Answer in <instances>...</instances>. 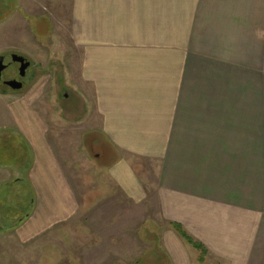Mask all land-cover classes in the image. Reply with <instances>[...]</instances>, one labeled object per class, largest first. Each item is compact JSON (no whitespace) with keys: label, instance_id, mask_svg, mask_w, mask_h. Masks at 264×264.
Returning <instances> with one entry per match:
<instances>
[{"label":"crops","instance_id":"obj_1","mask_svg":"<svg viewBox=\"0 0 264 264\" xmlns=\"http://www.w3.org/2000/svg\"><path fill=\"white\" fill-rule=\"evenodd\" d=\"M73 5L96 114L77 125L100 127L118 150L109 178L129 196L155 191L164 221L212 264H264V0H177L176 39L166 0ZM23 134L36 190L63 198L55 147L34 128ZM175 231L171 259L193 264Z\"/></svg>","mask_w":264,"mask_h":264},{"label":"rangeland","instance_id":"obj_2","mask_svg":"<svg viewBox=\"0 0 264 264\" xmlns=\"http://www.w3.org/2000/svg\"><path fill=\"white\" fill-rule=\"evenodd\" d=\"M75 15L73 0H0V56L31 62L22 89L0 82V264H175L165 239L175 228L164 221L157 193L129 196L116 186L106 169L118 150L100 127L78 129L79 120L96 114L93 84L80 73ZM166 37H177V0H166ZM255 48L264 52V45ZM15 74L12 64L2 79ZM26 127L55 147L68 185L63 198L33 185ZM14 135L13 145L28 150L10 157ZM189 252L193 264L214 260L204 248Z\"/></svg>","mask_w":264,"mask_h":264},{"label":"trees","instance_id":"obj_3","mask_svg":"<svg viewBox=\"0 0 264 264\" xmlns=\"http://www.w3.org/2000/svg\"><path fill=\"white\" fill-rule=\"evenodd\" d=\"M11 141H8L9 142V146L11 145L10 147V152L8 155H11L13 154L14 156H18L19 153L22 152V148H24V152L28 150V146L25 144V143H22L20 145H13L14 143L12 141H19V135L18 136H15L14 135V138H11L10 139ZM23 145V147H22ZM2 153V158H4V155H6L5 153L1 152ZM12 153V154H11ZM12 155V156H13ZM1 158V159H2ZM1 161V160H0ZM1 164L4 163L3 161L0 162ZM29 184V183H28ZM29 186V185H28ZM30 187V186H29ZM173 227L175 228V230L181 235V237L189 244L193 245L194 247H196L197 249H203L204 246L201 245L200 243H197L196 241H194V239L188 235V233L180 226L178 225L177 223H173ZM205 249V248H204ZM204 256V255H203ZM203 258L204 257H201L200 260L203 261Z\"/></svg>","mask_w":264,"mask_h":264},{"label":"water","instance_id":"obj_4","mask_svg":"<svg viewBox=\"0 0 264 264\" xmlns=\"http://www.w3.org/2000/svg\"><path fill=\"white\" fill-rule=\"evenodd\" d=\"M12 60L14 62H19L21 64V68H20L21 74H25L26 70L28 69L30 65V61L25 56L15 54V53L12 56ZM6 67L7 66L4 62V57L0 56V79L2 78V73L6 69ZM5 84L6 86L10 87L12 90H20L24 87V82L18 79L7 80Z\"/></svg>","mask_w":264,"mask_h":264},{"label":"flooded vegetation","instance_id":"obj_5","mask_svg":"<svg viewBox=\"0 0 264 264\" xmlns=\"http://www.w3.org/2000/svg\"><path fill=\"white\" fill-rule=\"evenodd\" d=\"M2 56L4 57V62L6 64V66H7L6 69L3 71V73L13 64L16 67V74L14 76V79H18V80L24 82V84H25L26 83V77L28 75V71H29V69H31V62H30V65H29L28 69L26 70V73L25 74H21V70H20L21 64L19 62H14L12 60L13 54H11L12 62H9V63H6V56L5 55H2ZM6 81H7L6 79H2V78L0 79V82H2L4 85H6L5 84Z\"/></svg>","mask_w":264,"mask_h":264}]
</instances>
